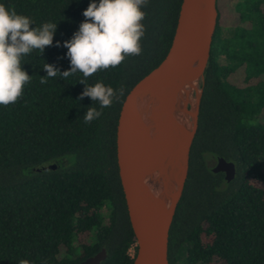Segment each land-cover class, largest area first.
I'll list each match as a JSON object with an SVG mask.
<instances>
[{
    "label": "trees",
    "instance_id": "16d2710c",
    "mask_svg": "<svg viewBox=\"0 0 264 264\" xmlns=\"http://www.w3.org/2000/svg\"><path fill=\"white\" fill-rule=\"evenodd\" d=\"M90 2L0 0L33 27L58 24L53 45L22 60L32 76L22 97L0 105V264H80L102 249L107 256L100 264H132L137 253L117 161L118 118L131 88L166 56L182 0H149L142 54L85 80L124 88L119 101L86 124L87 109L99 105L80 99L82 73L65 80L46 77L43 68L70 70L63 44L79 30ZM217 6L169 260L264 264V0H217ZM220 157L235 163L233 179L213 170ZM50 164L57 167L44 168Z\"/></svg>",
    "mask_w": 264,
    "mask_h": 264
},
{
    "label": "water",
    "instance_id": "95a60500",
    "mask_svg": "<svg viewBox=\"0 0 264 264\" xmlns=\"http://www.w3.org/2000/svg\"><path fill=\"white\" fill-rule=\"evenodd\" d=\"M218 18L217 0H182L166 56L131 88L121 106L117 161L137 242L132 264H171L170 229L189 173L199 127L200 82L211 57ZM177 114L188 126L179 123ZM213 170L225 172L231 180L236 165L220 157ZM146 180L160 190L159 195ZM106 256L102 249L80 264H100Z\"/></svg>",
    "mask_w": 264,
    "mask_h": 264
},
{
    "label": "clouds",
    "instance_id": "9594fccd",
    "mask_svg": "<svg viewBox=\"0 0 264 264\" xmlns=\"http://www.w3.org/2000/svg\"><path fill=\"white\" fill-rule=\"evenodd\" d=\"M149 0H91L83 12L85 20L73 37L65 41L68 49L70 70L61 72L54 65L45 63L46 77L61 76L67 80L77 72L86 85L80 99L90 97L96 106L89 107L84 122L90 123L103 116V109L109 108L124 95V88L114 89L97 82L88 85L85 80L98 71L120 66L129 56L143 52L142 39L146 33L143 21L147 13L143 10ZM28 16L18 14L14 6L0 3V105L16 103L23 95L25 85L32 76L22 67V60L33 51L42 55L45 48L53 45L58 24L45 22L35 26ZM59 46V42L58 45ZM47 80L42 77L41 83ZM20 264H29L22 260Z\"/></svg>",
    "mask_w": 264,
    "mask_h": 264
},
{
    "label": "bare ground",
    "instance_id": "6f19581e",
    "mask_svg": "<svg viewBox=\"0 0 264 264\" xmlns=\"http://www.w3.org/2000/svg\"><path fill=\"white\" fill-rule=\"evenodd\" d=\"M177 120H178L179 123H181L183 126H188L187 121L183 118L182 115L177 114ZM150 181H151V180H146L145 183H146L147 185H149V187L152 189V191H153L156 195H159V194H160V190H159L157 187H155L154 185H152Z\"/></svg>",
    "mask_w": 264,
    "mask_h": 264
},
{
    "label": "rangeland",
    "instance_id": "374dc122",
    "mask_svg": "<svg viewBox=\"0 0 264 264\" xmlns=\"http://www.w3.org/2000/svg\"><path fill=\"white\" fill-rule=\"evenodd\" d=\"M230 29H231V27H229V26H228V27H225V28H224V32L227 34V33L229 32ZM220 61L224 63V62H225L224 57H221ZM212 163H213V166H214V165H216L217 162H216V161H213ZM131 252H132V254H133V253H134V249H132ZM178 264H182V261L178 262Z\"/></svg>",
    "mask_w": 264,
    "mask_h": 264
},
{
    "label": "flooded vegetation",
    "instance_id": "af4514ba",
    "mask_svg": "<svg viewBox=\"0 0 264 264\" xmlns=\"http://www.w3.org/2000/svg\"><path fill=\"white\" fill-rule=\"evenodd\" d=\"M217 161H218V160H217ZM217 161H216V162H217ZM216 164H217V163H216ZM214 166H215V165H214ZM213 168H214V167H213ZM220 172H223V171H220ZM224 173H225V172H224ZM225 176H226V175H225Z\"/></svg>",
    "mask_w": 264,
    "mask_h": 264
}]
</instances>
